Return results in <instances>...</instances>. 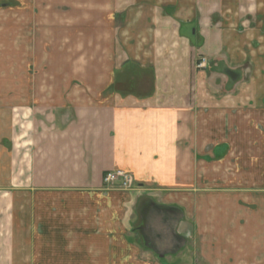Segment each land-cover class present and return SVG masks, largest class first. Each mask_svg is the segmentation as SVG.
I'll return each mask as SVG.
<instances>
[{
    "label": "crops",
    "instance_id": "crops-1",
    "mask_svg": "<svg viewBox=\"0 0 264 264\" xmlns=\"http://www.w3.org/2000/svg\"><path fill=\"white\" fill-rule=\"evenodd\" d=\"M66 1L70 10L56 14L54 33L87 34L89 50L101 58L85 61V75L55 74L52 90L31 91L24 83L33 77L23 75L21 87L12 77L0 93V264H264V163L254 149L264 133L244 138L252 148L249 161L225 172L230 146L215 142L235 146L239 130H251V137L253 122L244 118L247 108L229 106L231 101L221 106L219 95L200 87L205 77L195 69V48L185 47L199 1L174 13L183 41L175 47L170 32L165 57L153 49V59L127 55L124 48L118 22L134 0ZM57 44L58 51L65 48ZM129 66L146 76L151 69V82L124 75ZM75 81L86 83L85 89H72ZM241 148L233 152L247 153ZM207 162L218 163L208 170ZM116 169L134 178L131 190L103 183L104 174ZM206 178H228L208 199L220 239L212 252L182 253L193 229L205 234V213L212 209ZM194 191L197 222L189 218ZM226 210L227 219H217ZM177 215L175 234L185 241L170 252L174 240L162 247L161 239Z\"/></svg>",
    "mask_w": 264,
    "mask_h": 264
},
{
    "label": "rangeland",
    "instance_id": "rangeland-1",
    "mask_svg": "<svg viewBox=\"0 0 264 264\" xmlns=\"http://www.w3.org/2000/svg\"><path fill=\"white\" fill-rule=\"evenodd\" d=\"M198 1L199 19L193 24L195 27L193 34L191 32L189 45L185 47L193 46L195 48V69L201 71L205 77V82L203 85L200 82V87L204 86L203 89L208 95L210 93L219 95L220 98H216L215 101H218L217 103L221 106L225 102L231 101L229 106L237 105L243 109L247 108L246 117L239 116L238 121H242L243 117L247 119L251 117V122H253L250 123L253 126L251 137L248 132L251 130L242 132L239 130L237 141L233 144L237 146L242 143L243 148L241 149L246 150L247 153H239V155L233 152L235 146L231 147L230 142H215L229 144L230 147H227L223 157L227 158L224 170L234 173L236 162L240 166L244 164L239 163L240 161H249L248 157H251L249 154L252 148L247 143L250 141L244 138H253L254 133H264V0ZM194 4L193 0H134L133 3H129L128 6L121 9L123 17L118 22L120 29L125 30L126 46L124 48L126 54L129 55L132 52V54L135 53L134 56L139 55L140 58H143L145 55V57L153 59L154 54L149 53V50L156 49V54L162 58L165 54L166 41L172 40L168 34L173 32L174 40L172 42L175 47L176 42H181L183 37L176 31L177 20L173 17L174 13L177 14L186 9L184 7L193 8ZM76 5L78 4L76 3ZM69 10L66 0H0V93H4L7 87L11 86L9 80H12V77H14V81H18L15 85L21 87L23 85L20 83L21 76L30 75L33 77V82L24 83V85L29 86L31 91H45L52 90L58 85L53 82L55 74L85 75L87 72L89 73L85 61L90 62L95 57L101 58L100 52L89 50L92 44H87V39L90 36L87 34L58 36L54 33L57 22L56 14ZM171 15L172 17L169 18ZM82 21L85 22V20ZM41 27H44V30ZM84 27L82 24V29ZM58 42H61V48L65 47L62 51H58ZM121 47L125 51L123 46ZM120 51L123 52L121 49ZM184 54L186 55V51ZM201 62L204 64L200 67ZM99 69L98 73L100 74L102 69ZM138 69L130 66L125 67L123 74L128 77L133 76L135 81L141 82L144 79L150 83L153 77L151 69L146 72L147 76L131 72ZM141 78L142 80H140ZM72 84V89L78 90H84L87 85L78 81ZM144 85L145 82L141 84L142 87ZM62 86L64 87V83ZM226 92H233L235 95L231 97L225 95ZM1 96L4 97V95ZM251 111L254 112L251 113ZM249 113L251 114L249 115ZM256 138L258 137L256 136ZM256 143L259 144L257 147L254 145L255 150L259 149V154L256 151L255 157L259 155L256 160L259 164L264 163L262 158L264 157V141L259 139ZM206 150L209 152L210 147H207ZM217 163L207 162V169L209 170ZM242 176L244 177V175ZM204 181V187L212 192L207 193L206 199L208 200L214 198L213 190L217 191V188H223V184L228 182V178H206ZM222 191L225 190L222 189ZM195 193V191L190 192L189 195L191 198L189 204L190 214H192L189 216L191 222L198 220L197 193ZM226 201L228 204L229 200ZM212 202L211 200L207 201L208 208L212 207V209H208L205 213V223L202 226L205 234L199 235L198 230L193 229L182 253L213 251L215 240L220 237L219 234L216 235L215 209H213V205H210ZM227 212L228 210L217 216V219L226 220ZM221 240L226 239L221 238ZM225 244H227L225 249L230 250V245ZM219 246L223 247L224 243ZM222 249L224 250V248ZM185 261L180 260L182 263ZM193 261L196 264H203L207 260L198 262L197 259H193Z\"/></svg>",
    "mask_w": 264,
    "mask_h": 264
},
{
    "label": "built area",
    "instance_id": "built-area-1",
    "mask_svg": "<svg viewBox=\"0 0 264 264\" xmlns=\"http://www.w3.org/2000/svg\"><path fill=\"white\" fill-rule=\"evenodd\" d=\"M203 64L201 62L199 66L201 67ZM103 183L107 187H117L123 191L131 190L135 185L134 178L131 174L120 169L107 171L103 176Z\"/></svg>",
    "mask_w": 264,
    "mask_h": 264
},
{
    "label": "water",
    "instance_id": "water-1",
    "mask_svg": "<svg viewBox=\"0 0 264 264\" xmlns=\"http://www.w3.org/2000/svg\"><path fill=\"white\" fill-rule=\"evenodd\" d=\"M181 217L182 216V213L179 214ZM179 217L178 215L174 217V220L172 221V224L169 226V227H166L165 228V232L167 233V235L164 236V239H161V245L162 247L164 245H167L169 244V239L171 238L172 240H174L175 244L173 245L174 249L173 250H168L170 252H176V250L184 243L185 241V238L181 237V236H178L175 234V231H176V228H177V225H178V222H179ZM164 241V242H163ZM150 245V248L153 249L156 253H158V255L160 256L161 255V251H158L157 247L154 246V245Z\"/></svg>",
    "mask_w": 264,
    "mask_h": 264
},
{
    "label": "trees",
    "instance_id": "trees-1",
    "mask_svg": "<svg viewBox=\"0 0 264 264\" xmlns=\"http://www.w3.org/2000/svg\"><path fill=\"white\" fill-rule=\"evenodd\" d=\"M131 73V72H130Z\"/></svg>",
    "mask_w": 264,
    "mask_h": 264
}]
</instances>
